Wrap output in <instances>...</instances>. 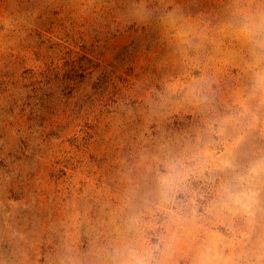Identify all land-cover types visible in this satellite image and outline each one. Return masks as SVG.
<instances>
[{"label": "rangeland", "instance_id": "rangeland-1", "mask_svg": "<svg viewBox=\"0 0 264 264\" xmlns=\"http://www.w3.org/2000/svg\"><path fill=\"white\" fill-rule=\"evenodd\" d=\"M0 264H264V0H0Z\"/></svg>", "mask_w": 264, "mask_h": 264}]
</instances>
